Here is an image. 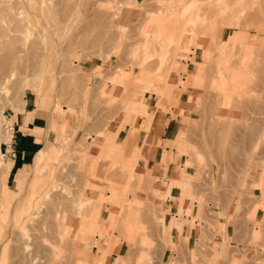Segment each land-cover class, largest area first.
<instances>
[{
    "label": "rangeland",
    "instance_id": "374dc122",
    "mask_svg": "<svg viewBox=\"0 0 264 264\" xmlns=\"http://www.w3.org/2000/svg\"><path fill=\"white\" fill-rule=\"evenodd\" d=\"M7 1L9 10L0 13L6 16L0 20L2 26L13 19L27 23L29 31L10 32L22 52L8 89L0 86V114L5 116L0 119V151L5 159L12 158L3 145L11 139L4 136V123L11 124L25 102L34 101L50 116L42 135L49 134L47 140L61 145L62 152L36 170L31 166L19 190L13 188L14 178L0 172V199L13 204L9 218L23 204L30 211H46L52 219L60 210L69 232L58 240L55 228L50 233L44 223L37 233L34 229L37 235L29 231V238L18 232L17 241L13 238L18 225L10 229L0 208V225L9 230L0 242V255L5 247L2 263L15 264L17 259L16 264L26 260L28 264H163L161 250L172 241L173 227L180 226L175 215L162 208L170 198L180 204L185 199L196 201L200 211L210 202L225 210L211 212L207 223L213 232L212 251L205 250L202 232L187 249L190 264H218V260L264 264V0H186L187 4L183 0H49L39 7L37 0ZM234 10L242 11L237 19ZM163 24L166 28L156 38ZM168 31L172 36H166ZM237 33L252 42V52L225 43ZM242 53L253 58L246 67L241 59L234 60ZM145 91L156 93L158 104L170 106L179 96L184 107L174 159L178 176L169 181L167 175L142 171L138 164L143 147L133 124L141 114L130 122L124 100L127 96L144 102ZM110 139L113 144L104 149ZM47 140L43 137L38 148ZM136 150L141 156L132 166ZM14 166L11 177L21 166L17 159ZM161 185L167 186L165 193ZM172 187L179 191L177 196L170 194ZM231 203L235 204L231 217L247 229L238 247H231L233 239L225 238L229 248L220 255L221 217ZM40 215L34 224L44 222ZM178 217L183 222L181 213ZM197 218L202 219L201 214ZM82 220L86 225L79 233ZM42 232L50 234L49 241L45 234L36 237ZM25 241L33 242L29 251L20 248ZM182 242L188 244L189 239ZM174 263L182 264L178 259Z\"/></svg>",
    "mask_w": 264,
    "mask_h": 264
},
{
    "label": "crops",
    "instance_id": "0c3cea01",
    "mask_svg": "<svg viewBox=\"0 0 264 264\" xmlns=\"http://www.w3.org/2000/svg\"><path fill=\"white\" fill-rule=\"evenodd\" d=\"M243 37L244 40L246 39V41H248L245 34ZM246 44L252 45V42L248 41ZM169 91L172 93V90ZM126 98L129 101L131 97L126 96ZM174 99L177 104L173 106L165 103L158 104V96L156 93L152 91H145L143 101L147 104V115L141 116V119H138L137 122L133 124L139 131L137 134L138 141L139 143H142L143 147L141 150L143 159H140L139 161L136 160V162L138 161V164L142 165V171L145 169H151L152 173L167 175L168 177L166 178V181L175 179V177L178 176V169L174 159L177 157L176 146L180 142V134L183 129V119L180 113V110L184 109L182 106V100L179 96ZM127 100H124V108L126 107L125 110L128 113L127 115L129 117V121L132 122L134 115L132 108L130 107L131 105L127 107L125 104V101ZM132 101L138 102L137 100H133L131 98L130 103H132ZM36 103L38 102L36 101ZM138 103L140 104L143 102ZM23 109L24 110L19 111L17 115L12 116V122L16 132V141L14 145L16 155L11 158L12 163L10 164L8 179L10 180L11 178H14L13 184L16 180L18 172L25 169L28 165H31L33 157L31 153L35 155L40 148H38L37 144H39L41 140H37L36 130H45L50 120V116H48L43 109L38 108L34 101L29 103L26 101ZM125 129H127V131L129 130L128 124L125 126ZM44 134L45 133H43V135ZM138 155V150H136L133 153V159H137ZM16 159L21 166L12 173L11 177V170L15 167L14 165ZM25 160L30 162H25ZM160 190L165 193L167 186L161 185ZM178 193L179 191L177 188L172 187L170 189L171 195L177 196ZM207 206L202 208L200 211L196 201L191 204L190 201L185 199L180 204L178 200L170 198L164 200L162 208L165 211L172 212L175 215L176 222H179L180 226L173 227L172 241L169 242L167 246H163L161 250V260L163 264H170L172 261L173 263L171 264H175V259H178L179 263L182 262V264H190V257L187 249L193 248L194 241L203 235L202 232L205 235L203 240L205 250L208 252L212 251L211 237L213 232L207 223H209L212 219L211 212H224L225 210L223 208L220 210L218 205H213L211 202L208 203ZM234 208V203L229 204L226 210L227 215L225 217H221V234L217 236V240L221 243V247L217 250V253H220V255H225L229 248L227 242H224L226 241L225 238H232L233 240L230 242V246L238 247V245H242L241 242H238V239L239 241L242 239L244 236V228L247 229L246 226L236 223V221L231 217L234 215ZM95 212L96 216L99 211L96 210ZM178 212L181 213L183 222H180ZM198 214H201L202 219L199 220L197 218ZM163 217L164 216H161L159 220L163 221ZM167 220H170L169 213H167ZM238 226H240L242 230L240 229V233L235 235L234 230L238 229ZM88 234H84L83 236H87ZM184 238L189 239L188 244L182 242V239ZM218 262V264H223L219 260Z\"/></svg>",
    "mask_w": 264,
    "mask_h": 264
},
{
    "label": "bare ground",
    "instance_id": "6f19581e",
    "mask_svg": "<svg viewBox=\"0 0 264 264\" xmlns=\"http://www.w3.org/2000/svg\"><path fill=\"white\" fill-rule=\"evenodd\" d=\"M4 1V2H3ZM184 2L186 1V0H183ZM188 1V0H187ZM187 1H186V3H184V4H187ZM190 1V0H189ZM192 1V0H191ZM195 1H199V0H195ZM195 1H193L194 3H195ZM230 1V0H229ZM235 1H237V0H235ZM252 1V0H251ZM2 2H3V4L4 3H6L7 2V4H8V1L6 0H2ZM45 2V5H47L48 3H49V0H47V1H45V0H37L36 1V4H37V6L39 7L40 6V4H42V3H44ZM246 2V1H245ZM245 2H244V4H245ZM254 2V1H253ZM183 3V2H182ZM2 3H1V5H3ZM73 3H71V4H69L68 5V8L71 6H73L72 5ZM249 4H251V3H249ZM249 4H246V5H249ZM0 5V13L1 12H3L4 13V11H7V10H9V8L8 7H5V4L3 5V7ZM182 5V4H181ZM227 5V4H226ZM231 5H234V4H232L231 3ZM240 5H242V4H240ZM11 7H12V5H10ZM49 6V5H48ZM184 6V5H183ZM183 6H181V7H183ZM10 7V8H11ZM226 7V6H225ZM244 7V6H243ZM13 8V7H12ZM231 8V7H230ZM232 9H234V8H232ZM237 9V8H236ZM241 9V8H240ZM224 10V9H223ZM228 10H230L229 8H228ZM237 10H239V9H237ZM237 10H236V12H235V10L234 11H232V14L234 15V16H236V19H237V17H239V16H237L240 12H242L241 10H240V12L238 13L237 12ZM234 12V13H233ZM3 13H1V14H3ZM222 13H224V12H222L221 11V14ZM225 13H227V10L225 11ZM0 14V20L1 19H3L4 17H6V16H3V15H1ZM179 14V13H178ZM215 14H217V13H215ZM219 14V13H218ZM217 14V15H218ZM227 14H229V13H227ZM245 14V13H244ZM223 15V14H222ZM8 16V15H7ZM183 16V15H182ZM228 16H230V15H228ZM228 16H225V18H229ZM231 17V18H234V20L235 21H237L236 19H235V17ZM215 18V17H214ZM217 18H218V16H217ZM225 18H222L223 20H225ZM240 19V18H239ZM214 20H216V19H214ZM218 20V19H217ZM217 20H216V22H217ZM233 20V19H232ZM195 22V21H194ZM215 22V21H214ZM219 22V21H218ZM223 22V21H222ZM221 22V23H222ZM228 22H229V19H228ZM170 23V22H169ZM196 23H197V21H196ZM197 25H199V24H197ZM201 25V24H200ZM195 26V25H194ZM203 27V26H202ZM165 24H163V25H161V30L159 31V33H157L156 34V38L157 37H159V34H161L164 30H165ZM24 30L25 32L27 31H29V26L27 25V23H22V22H18V21H14L13 22V19H11L10 20V22H9V24H7L6 26H2V23H0V51L1 50H3L4 51V54L3 53H1L0 52V86H2V85H4L5 86V88L6 89H8L7 88V84L11 81V79H12V77L13 76H15V71H16V69L19 67V65H20V60H21V52H22V50H20V49H16V44L15 43H13V39H12V36H11V34H10V32L11 31H13V30ZM170 31V30H169ZM167 32L166 33V36L167 35H170L171 33L170 32ZM168 33H170V34H168ZM190 33V32H189ZM158 35V36H157ZM163 35H165V33H163ZM163 35L162 36H160V38L161 39H163L164 37H163ZM102 36H104V34H102V35H99V37H97V39H99V42H100V40L102 41V39H101V37ZM170 36H172V34L170 35ZM218 36V35H217ZM108 37V36H107ZM182 37V36H181ZM166 38V37H165ZM169 38H172V37H167V39H169ZM160 39V40H161ZM243 39H244V37H243V34H239V33H237L235 36L233 35L232 37H231V39H230V41L229 40H227L225 43L226 44H228L229 46H230V44H231V46L230 47H233V46H235V45H241V46H243V48H245V50L246 51H251V49H253L252 47H254L253 45H251V44H246L244 41H243ZM96 40V39H95ZM211 40V39H210ZM97 41V40H96ZM154 41V40H153ZM163 41H164V39H163ZM151 42V41H150ZM223 42V41H222ZM153 43H155V42H153ZM156 44V43H155ZM208 44H210V43H208ZM213 44V43H212ZM217 44V43H216ZM225 44V45H226ZM149 45H150V43H149ZM154 44H152V46L150 47V48H153L154 46H153ZM161 45V44H160ZM155 46H157V45H155ZM165 46V45H164ZM241 46H239V47H241ZM148 47V46H147ZM167 47V46H166ZM236 47V46H235ZM239 47H238V49H239ZM156 48V47H155ZM251 48V49H250ZM169 49V48H168ZM225 49V48H224ZM236 49V48H235ZM234 49V51L235 52H237L236 50ZM152 50V49H151ZM158 51H159V49H157ZM240 50H241V48H240ZM239 50V52H237V53H240L241 54V51ZM245 50H243V52L245 51ZM166 51H168L167 49H166ZM166 51H164V53L166 52ZM221 51H223V50H221ZM245 51V52H246ZM153 52V51H152ZM151 52V53H152ZM230 52V51H229ZM252 52V51H251ZM255 52V51H254ZM227 53V52H226ZM229 54V53H228ZM240 54H233V55H236V56H234V60L236 59V58H238V59H241V64H243L245 67L247 66V64H248V62L250 61V59H251V57L250 56H248V55H246V53H242V56H239V57H237L238 55H240ZM255 56H256V54L255 53H253ZM162 55H164V54H162ZM165 55H166V53H165ZM164 55V56H165ZM232 55V56H233ZM164 56H163V58H164ZM229 58V57H228ZM255 58V57H254ZM230 59H232V57L230 58ZM238 59H236V62H237V60ZM253 59V58H252ZM252 59H251V61H252ZM231 61H233V60H231ZM169 64H170V62H168ZM239 64H240V62H239ZM250 64V63H249ZM248 64V65H249ZM249 68V67H248ZM219 72V71H218ZM230 72V71H229ZM224 76H225V74H224ZM226 77H227V75H226ZM182 78V77H181ZM225 78V77H224ZM179 85V84H178ZM181 85V84H180ZM182 86V85H181ZM1 88V87H0ZM212 88V87H211ZM3 89H4V87H3ZM176 89V88H175ZM1 91H2V89H0ZM212 90H213V88H212ZM214 91V90H213ZM216 91V90H215ZM217 92V91H216ZM215 92V93H216ZM172 93H174L175 94V92H172ZM219 93V92H218ZM220 94V93H219ZM173 96V95H172ZM238 96V95H237ZM232 97V96H231ZM240 97V96H239ZM232 98H234V99H236V100H238V98L235 96H233ZM242 98V97H241ZM240 98V99H241ZM234 99H232V101L234 100ZM24 101L25 100H23L22 101V104L20 105V108H22V106H23V104H24ZM126 103V105L127 106H130L131 108H132V111H133V115L135 116V115H139V114H141V116H146L147 115V104L145 103V102H143V103H138V102H136V101H132V103H130L131 101H125ZM234 102H236L235 100H234ZM238 102H239V100H238ZM237 102V103H238ZM233 104V106H234V104L235 103H232ZM236 106H234V108L236 109L237 108V104H235ZM233 106H231V108L233 107ZM234 108H232L231 110H233ZM152 118V117H151ZM0 119L2 120H4L5 119V116H4V114L3 113H1L0 114ZM150 120V119H149ZM134 122V121H133ZM11 132L9 131V130H6V134H4V136H5V138H11ZM36 135H37V140L38 141H40L43 137H45V140H47V138H48V135L49 134H46L45 136H43L42 135V132H41V130H36ZM66 138H67V135L65 136V138H63V140L62 141H66ZM11 140V139H10ZM56 140V139H55ZM67 140H69V137H68V139ZM111 140V139H110ZM57 141V140H56ZM6 142H8V141H6ZM109 142V141H108ZM107 142V143H108ZM106 143V144H107ZM103 145V148L104 149H106V147H110L112 144H113V141L111 140V143L109 142V144H107V145ZM109 145V146H108ZM61 152H62V148H61V145H58V143H55V142H51V141H46L45 142V145H43L36 153H35V155H34V158H33V162H32V164L31 165H28L27 167H25V169H22L20 172H18V174H17V176H16V180H15V182H14V184H13V188L15 189V190H19V188H20V181H24V180H27L28 179V177H29V175H30V172H31V166L33 167L32 169L33 170H36V169H38L40 166H41V164H42V162H44L45 160H48V159H50V158H58L59 156H60V154H61ZM140 155L141 154H139L138 155V157H137V159H135V161L132 163V166L134 165V163H136V160H138L139 158H140ZM130 162V161H129ZM132 162V161H131ZM12 163V159H5L4 158V155H3V153L0 151V172H2V173H4L5 175H6V177L8 176V173H9V168H10V164ZM130 168V167H129ZM128 168V169H129ZM130 170V169H129ZM133 172V171H132ZM134 173V172H133ZM135 174V173H134ZM136 175V174H135ZM130 177H131V175H130ZM134 180V179H133ZM6 181H7V179H6ZM132 181V180H131ZM130 181V182H131ZM133 183V182H132ZM7 189H8V184H7V182H4V184H3V193H5L6 191H7ZM121 192V191H120ZM123 192V191H122ZM84 194V193H83ZM83 196V195H82ZM84 198V197H83ZM82 198V199H83ZM87 199H89L88 197H87ZM10 204L11 203H8L7 201H5V200H3L2 198L0 199V208L2 209V213L6 216V217H8V221H9V227H10V229H12L13 228V226H16V225H18V227H19V229L17 230V232H15V234H17L18 232H21L22 233V237H23V239L24 238H29V236H30V234H29V231H32V234L34 233V235L37 233V231L39 230L38 229V226H39V224H40V227H42V225L45 223L46 224V227H48L49 229H47V230H49V232L51 233V229H52V227H53V230H54V228H55V230H54V232H56V234H57V236H58V240H63L64 239V237H66L67 238V233L69 232V227H68V224H67V222L65 221V218L63 217V215H62V212L60 211V210H58L57 211V215H56V218L55 219H52V218H49L48 217V213L46 212V211H42V210H35V211H30V208H29V205H26V204H23V206L16 212V214L14 215V217H10L9 218V215H8V213H9V211H10V209H11V207H12V205L13 204H11V206H10ZM77 210H78V207H77ZM20 211V212H19ZM42 213V214H41ZM78 213V212H77ZM80 213H82V211L80 210ZM179 213V212H178ZM41 214V215H40ZM83 214V213H82ZM81 214V215H82ZM39 215H40V217H42L43 219V223H42V221L40 222V223H38V225H36V224H34V221H36L37 220V218H39ZM83 216H85V215H83ZM174 216V215H173ZM178 218V217H177ZM20 221H21V223H20ZM81 229H78V230H81V231H79V233L80 232H83V230H84V227H85V222L82 220L81 221ZM9 229V228H8ZM34 229H35V231H36V233L35 232H33L34 231ZM52 230V231H53ZM9 231V230H8ZM7 229H4V226L2 227L1 225H0V242L2 241V238L4 237V234H7ZM46 231V230H45ZM48 232V231H47ZM47 232H42V233H39L38 234V236H36L37 238L40 236V234H41V237H42V235L43 234H45V233H47ZM34 235H32V236H34ZM37 235V234H36ZM45 235H47V239L48 238H50V234L48 235V234H45ZM55 235V234H54ZM77 235H78V233H77ZM76 235V236H77ZM16 237H14L13 239H15V240H17L18 241V234L17 235H15ZM31 237V236H30ZM43 237H46V236H43ZM42 237V238H43ZM17 238V239H16ZM41 238V239H42ZM78 238V237H77ZM38 239H40V238H38ZM35 240H37V239H35ZM35 240H33V241H35ZM45 240H46V238H45ZM48 241H49V239H48ZM36 242V241H35ZM34 242V243H35ZM33 243V242H32ZM31 242H29V241H25V242H23V244H22V247H20L21 245H19L18 247H20V248H22L24 251H29V249H30V246H31V244H32ZM38 243V241L36 242V244ZM50 243H51V241H50ZM53 243V242H52ZM51 243V244H52ZM55 244V243H54ZM35 245V244H34ZM53 245V244H52ZM6 246V245H5ZM16 247V246H15ZM18 247H16V250H17V248ZM36 246H34V248H35ZM14 248V247H13ZM19 248V249H20ZM15 249V248H14ZM13 250V249H12ZM4 251H5V247H4V249L1 251L2 252V255H0V264H3L2 262H3V253H4ZM13 252H15V250H13ZM35 252V251H34ZM14 254V253H13ZM28 254V253H27ZM24 255H26V254H24ZM20 256L21 255H19V260H20ZM28 257V259L30 258L29 256H27ZM35 257H37V256H35ZM35 259V258H34ZM24 260V259H23ZM31 261H32V259H30ZM24 263L23 264H25V263H27L28 264V261L26 260V262L25 261H23ZM17 263V259H16V262H15V264ZM33 263V262H32ZM31 263V264H32ZM14 264V263H13ZM30 264V263H29Z\"/></svg>",
    "mask_w": 264,
    "mask_h": 264
},
{
    "label": "built area",
    "instance_id": "2783aa9c",
    "mask_svg": "<svg viewBox=\"0 0 264 264\" xmlns=\"http://www.w3.org/2000/svg\"><path fill=\"white\" fill-rule=\"evenodd\" d=\"M4 128L6 130H9L11 132V140L8 142H3V145L5 146V152L8 153L11 157H15L16 151L14 149L15 141H16V136H15V129L13 122L11 121L10 123H4Z\"/></svg>",
    "mask_w": 264,
    "mask_h": 264
}]
</instances>
